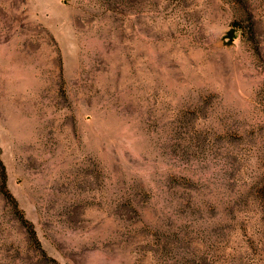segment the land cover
I'll return each instance as SVG.
<instances>
[{
  "label": "rangeland",
  "instance_id": "374dc122",
  "mask_svg": "<svg viewBox=\"0 0 264 264\" xmlns=\"http://www.w3.org/2000/svg\"><path fill=\"white\" fill-rule=\"evenodd\" d=\"M0 264H264V0H0Z\"/></svg>",
  "mask_w": 264,
  "mask_h": 264
}]
</instances>
